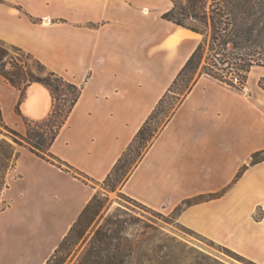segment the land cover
<instances>
[{
  "label": "crops",
  "instance_id": "1",
  "mask_svg": "<svg viewBox=\"0 0 264 264\" xmlns=\"http://www.w3.org/2000/svg\"><path fill=\"white\" fill-rule=\"evenodd\" d=\"M172 6V0H0V39L80 87L49 148L71 168L19 146L1 193L7 204L0 237L66 236L98 191L92 183L107 177L201 40L163 18ZM41 90L49 107L36 118L28 108ZM19 99L0 75L1 122L24 134L25 118L45 117L53 101L38 82ZM262 150L264 90L257 79L235 88L201 74L119 192L151 209L175 210L183 226L264 264V158L252 160ZM187 199L197 200L183 205Z\"/></svg>",
  "mask_w": 264,
  "mask_h": 264
},
{
  "label": "trees",
  "instance_id": "2",
  "mask_svg": "<svg viewBox=\"0 0 264 264\" xmlns=\"http://www.w3.org/2000/svg\"><path fill=\"white\" fill-rule=\"evenodd\" d=\"M172 2L173 7L162 16L172 21L175 25L205 34L204 30L198 25L184 23L183 18H190L199 22L204 27L207 26V21L210 22L211 44L209 50L212 52V56L209 65L216 72L221 70V73L213 74L205 71L208 75L232 87L243 88L250 68L253 66H264V0H210L209 3H207V0H185L184 3L172 0ZM175 10H177L176 12L180 18L171 17ZM0 43V75L20 91L19 103L25 96L27 86L32 82L44 85L49 90L53 101L52 109L45 117L37 120L25 118L26 129L24 134H20L4 125L1 122V117L0 124L12 134L21 137L22 141L26 144L25 146L31 152L59 167L64 164L65 168L69 170L71 167L51 154L49 148L77 101L80 87L66 80L56 72L47 69L37 59L34 60L40 65V69L45 75L34 74L28 68L26 62L27 58H32L29 52L24 51L18 46L7 44L1 39ZM4 44L10 47L14 54L9 53L8 48ZM202 45L203 40L198 43L195 50L179 70L168 89L159 99L152 112L140 126L132 141L103 181L110 180L113 174L121 171L129 163L127 165V174H125L126 178L150 146L154 137L157 136L159 131L171 118L176 108L201 75L200 73L192 82H190L191 77L185 79L188 70L198 57ZM223 64L231 66L238 71L239 75L236 76L238 78L237 83H234L229 78L228 80L224 78L225 74H223V67H221ZM181 82L183 83V87L177 89V86ZM259 86L264 90V77L260 79ZM62 87H65L69 91L71 97L63 99V102L59 103L62 100L61 98L66 96L65 92L60 93L63 90ZM170 96L173 98V102L169 104L167 110L163 111L162 106ZM16 110L19 112V105L16 106ZM158 118L159 122H157ZM17 154L18 152L15 154L14 160ZM129 156H132L131 160L126 159ZM262 158H264V150L254 153L252 160L256 162ZM240 173L241 170L238 175ZM209 196H213V194ZM95 199L96 196L93 195L79 214L78 219L70 227L66 236L63 237L61 243L54 249V252L46 259L44 264H61L65 257H60L59 254L68 242L75 244L81 238H83L82 243L86 241L87 237L68 236L75 230L80 219L84 217ZM194 200L197 199H187L183 201V205L190 204ZM82 232L80 231V236ZM99 234L100 229L98 228L87 241L84 252L75 264H124V257L120 251V246L114 243L116 237H109L105 233L102 237H98ZM113 246H116V248L114 247L115 251H112Z\"/></svg>",
  "mask_w": 264,
  "mask_h": 264
},
{
  "label": "rangeland",
  "instance_id": "3",
  "mask_svg": "<svg viewBox=\"0 0 264 264\" xmlns=\"http://www.w3.org/2000/svg\"><path fill=\"white\" fill-rule=\"evenodd\" d=\"M177 1L178 3L185 2V0ZM209 2L210 0H207V3ZM177 10L171 17L180 18ZM183 21L187 24L198 25L205 33H200L202 36L200 41L203 40L202 49L188 70L185 79L191 77L190 82H192L200 73L207 74L205 71L213 74L221 73V70L216 72L209 65L212 56L209 50L210 22L207 21V26L204 27L190 18H183ZM4 46L8 48L9 53L14 54L10 47L5 44ZM34 59L37 58L32 56L26 59L28 68L34 74L44 76L40 65ZM221 67H223L222 72L226 80L239 75L238 71L231 66L223 64ZM262 77H264V66H253L247 74L250 80L257 79L258 84ZM182 87L181 82L177 89ZM62 89L60 93L65 92L66 96L61 98L59 103L71 97L65 87ZM171 102L173 98L170 96L165 100L162 110H167ZM159 121L158 118L157 122ZM0 129L5 135V138L0 140V209H2L7 201L3 199L1 193L7 187V175L14 165L13 158L19 146L26 144L21 137L12 134L1 124ZM126 159L131 160L132 156ZM127 165L129 163L121 171L113 174L110 180L92 183L98 189L94 194L96 199L84 217L80 219L75 230L68 236L87 237L86 241L82 243L83 238H81L75 244L68 242L59 254L60 257H65L61 264H75L84 252L87 241L98 228L100 229L98 237H102L104 233L109 237H116L114 243L120 246L124 264H257L183 226L178 222L175 210L169 212L151 209L119 192V186L127 174ZM61 167L65 168L64 165ZM73 174L81 177L75 171ZM80 231H83L81 236ZM62 239L63 237H0V264H44L43 260L46 261ZM114 247L116 248L113 246L112 251H115Z\"/></svg>",
  "mask_w": 264,
  "mask_h": 264
},
{
  "label": "bare ground",
  "instance_id": "4",
  "mask_svg": "<svg viewBox=\"0 0 264 264\" xmlns=\"http://www.w3.org/2000/svg\"><path fill=\"white\" fill-rule=\"evenodd\" d=\"M48 107H49V101L47 99L46 93L41 90L37 100L33 102L31 107L28 108L29 110L32 109L31 110L32 112H30L29 114L36 118L42 117L47 111Z\"/></svg>",
  "mask_w": 264,
  "mask_h": 264
},
{
  "label": "built area",
  "instance_id": "5",
  "mask_svg": "<svg viewBox=\"0 0 264 264\" xmlns=\"http://www.w3.org/2000/svg\"><path fill=\"white\" fill-rule=\"evenodd\" d=\"M229 79L231 81H233L234 83H237L238 82V78L236 76L229 77Z\"/></svg>",
  "mask_w": 264,
  "mask_h": 264
}]
</instances>
